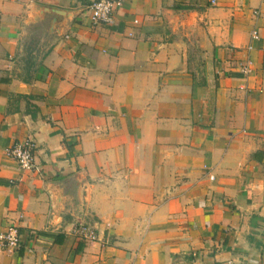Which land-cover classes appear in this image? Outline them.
<instances>
[{"label": "crops", "instance_id": "crops-1", "mask_svg": "<svg viewBox=\"0 0 264 264\" xmlns=\"http://www.w3.org/2000/svg\"><path fill=\"white\" fill-rule=\"evenodd\" d=\"M90 1L0 0V264H264V0Z\"/></svg>", "mask_w": 264, "mask_h": 264}, {"label": "built area", "instance_id": "built-area-1", "mask_svg": "<svg viewBox=\"0 0 264 264\" xmlns=\"http://www.w3.org/2000/svg\"><path fill=\"white\" fill-rule=\"evenodd\" d=\"M121 0H91L86 6V19L90 25L111 24L114 21V12L120 6ZM255 30L250 31V37L256 38ZM248 62L240 66V71L246 73ZM34 144L30 140L13 142L7 148V154L16 163L18 168L26 171H39L34 162ZM211 177V176H210ZM73 236L81 241L95 240L96 230L92 224L84 221L76 222L72 228ZM19 245L18 228L14 224H8L0 234V250H14Z\"/></svg>", "mask_w": 264, "mask_h": 264}, {"label": "water", "instance_id": "water-1", "mask_svg": "<svg viewBox=\"0 0 264 264\" xmlns=\"http://www.w3.org/2000/svg\"><path fill=\"white\" fill-rule=\"evenodd\" d=\"M33 5V4H31ZM35 9H38V15H34V17L30 18V22H36L37 20H42L43 18H48L49 16L51 19L49 20V30H53L56 34H60L62 32L63 27L70 20L76 12V10L71 9H63L57 8L53 6H46L42 4H35ZM48 16V17H47ZM59 19V20H57Z\"/></svg>", "mask_w": 264, "mask_h": 264}]
</instances>
